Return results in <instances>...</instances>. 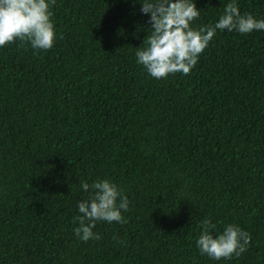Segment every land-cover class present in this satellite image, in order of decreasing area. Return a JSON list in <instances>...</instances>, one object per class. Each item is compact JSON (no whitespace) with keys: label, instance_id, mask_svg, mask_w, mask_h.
Returning a JSON list of instances; mask_svg holds the SVG:
<instances>
[{"label":"trees","instance_id":"1","mask_svg":"<svg viewBox=\"0 0 264 264\" xmlns=\"http://www.w3.org/2000/svg\"><path fill=\"white\" fill-rule=\"evenodd\" d=\"M231 0H194L214 25ZM264 19V0H235ZM142 0H55L54 47L0 48V264H264V30H217L189 75L137 63ZM108 179L124 223L79 239L80 182ZM119 202V201H118ZM251 236L230 260L198 227Z\"/></svg>","mask_w":264,"mask_h":264},{"label":"clouds","instance_id":"2","mask_svg":"<svg viewBox=\"0 0 264 264\" xmlns=\"http://www.w3.org/2000/svg\"><path fill=\"white\" fill-rule=\"evenodd\" d=\"M141 13L149 16L151 28L141 47L136 49L137 63L154 79H167L169 75H189L198 63L217 30L240 34L264 30V19L251 13L241 14L235 0L224 6L223 14L214 25L194 29L192 24L200 18L194 0H142ZM55 0H0V48L20 42L32 49L47 51L54 47L56 29L52 21L51 6ZM88 199L78 202L80 215L75 235L84 242L99 240L93 232L97 221L124 223L122 211L128 210L129 200L123 190L108 179L89 184L80 182ZM119 201V202H118ZM198 227L201 233L197 248L201 255L214 261L230 260L247 251L251 242L248 232L234 224L226 225L223 232L213 236L216 225L205 218Z\"/></svg>","mask_w":264,"mask_h":264}]
</instances>
